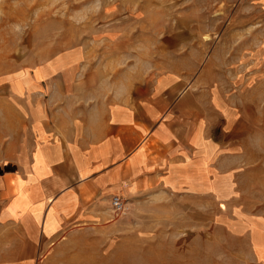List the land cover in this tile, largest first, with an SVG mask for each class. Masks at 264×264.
Segmentation results:
<instances>
[{"label":"crops","instance_id":"crops-1","mask_svg":"<svg viewBox=\"0 0 264 264\" xmlns=\"http://www.w3.org/2000/svg\"><path fill=\"white\" fill-rule=\"evenodd\" d=\"M216 10L164 37L148 76L86 69L77 52L7 79L19 124L0 160V264H44L74 226L105 220L112 197L154 190L196 200L203 227L242 243L243 264H264V119L251 97L264 0Z\"/></svg>","mask_w":264,"mask_h":264},{"label":"rangeland","instance_id":"rangeland-1","mask_svg":"<svg viewBox=\"0 0 264 264\" xmlns=\"http://www.w3.org/2000/svg\"><path fill=\"white\" fill-rule=\"evenodd\" d=\"M217 6L218 0H0V160L19 124L7 81L13 74L79 52L86 69L123 68L131 77L148 76L165 60L163 38L186 24L218 21ZM257 27L264 41L261 15ZM221 33L213 30L211 37ZM242 33V39L250 37ZM20 85L19 79L13 83ZM251 85L264 119V77ZM196 204L184 195L141 193L125 200L121 212L107 207L105 220L74 226L44 264H243V244L210 224L203 227Z\"/></svg>","mask_w":264,"mask_h":264},{"label":"built area","instance_id":"built-area-1","mask_svg":"<svg viewBox=\"0 0 264 264\" xmlns=\"http://www.w3.org/2000/svg\"><path fill=\"white\" fill-rule=\"evenodd\" d=\"M111 205H112L113 210H115L117 212H121L125 208V200H123L117 196H114L111 199Z\"/></svg>","mask_w":264,"mask_h":264}]
</instances>
